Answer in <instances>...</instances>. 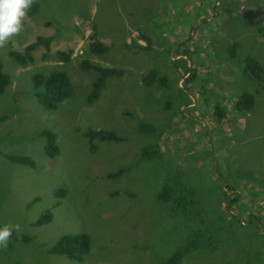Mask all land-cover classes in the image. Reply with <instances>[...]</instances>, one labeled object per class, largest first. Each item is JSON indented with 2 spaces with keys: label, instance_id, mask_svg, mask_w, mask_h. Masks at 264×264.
<instances>
[{
  "label": "rangeland",
  "instance_id": "374dc122",
  "mask_svg": "<svg viewBox=\"0 0 264 264\" xmlns=\"http://www.w3.org/2000/svg\"><path fill=\"white\" fill-rule=\"evenodd\" d=\"M34 4L23 31L0 48L9 80L0 89V227L22 229L0 249V264H163L188 241L179 264H264V92L240 71L245 57L264 69V32H256L264 0ZM92 33L106 48L101 55L87 50ZM37 37H51L48 51L35 48L27 66L7 56ZM67 50L70 61L60 63L55 51ZM81 61L120 72L90 103L95 74ZM53 70L72 91L48 111L31 77ZM149 71L163 82L145 84ZM242 93L254 104L238 112ZM98 130L118 140H93L91 149L85 133ZM42 132L54 136L53 158L44 155ZM153 145L158 153L142 156ZM14 156L33 166L12 163ZM165 185L191 191L188 207L161 203ZM77 234L88 244L80 262L51 252L60 237Z\"/></svg>",
  "mask_w": 264,
  "mask_h": 264
},
{
  "label": "trees",
  "instance_id": "16d2710c",
  "mask_svg": "<svg viewBox=\"0 0 264 264\" xmlns=\"http://www.w3.org/2000/svg\"><path fill=\"white\" fill-rule=\"evenodd\" d=\"M32 9L28 10V15L33 14L36 5H32ZM257 34L262 35L264 27L257 28ZM51 41V37H37L35 41L24 46L21 51H9L7 56L18 66L25 67L33 61L32 51L38 46H42L45 51H48V45ZM87 50L92 55H101L105 50V46L97 40L95 33L90 34L88 37ZM233 49L229 52L232 53ZM54 56L63 64H67L70 61L71 50L67 51H55ZM81 70H91L95 74V78L91 83V88L86 96L87 102L96 100L99 96L106 77L118 76L120 72L111 68H103L87 61H81L79 64ZM241 74L246 79L256 81L262 91L264 92V69L251 57H245L242 60ZM191 74V73H190ZM188 74L186 80L192 77V74ZM163 82L162 78H157L153 71H149L144 77L143 82L147 85H151L154 82ZM9 80L6 75L1 72L0 69V89L8 84ZM31 84L34 97L37 103L45 110L52 111L56 106L66 100L72 91L70 81L66 74L59 70H53L46 75L40 73H34L31 77ZM253 95L249 93L240 94L233 105L235 111H248L253 107L254 99ZM213 117L219 120L223 117V113L219 108L213 109ZM139 130L146 134H152L154 129L149 125H140ZM41 135L45 139L44 155L48 158H53L56 155V147L54 145V136L49 132H42ZM85 137L89 141V147L92 149L93 140L100 142L103 141H117V137L109 131H86ZM158 145H153L152 148H144L142 150V156L151 158L153 154L158 153ZM10 161L14 164L32 167L33 163L26 157L14 156ZM118 175V173L113 176ZM191 191L188 192L185 187L180 186H163V188L157 194L158 200L163 204H169L171 209L175 212L184 210L191 202ZM49 219L48 213H44L40 217V222L44 223ZM197 237V236H196ZM195 239V236L194 238ZM191 241H188L185 247L181 251L175 252L170 258L163 264H179L181 256L188 250V246H191ZM88 251L87 238L84 235H65L59 238L56 244L53 246L51 252L57 255L64 256L72 261L80 262Z\"/></svg>",
  "mask_w": 264,
  "mask_h": 264
},
{
  "label": "clouds",
  "instance_id": "9594fccd",
  "mask_svg": "<svg viewBox=\"0 0 264 264\" xmlns=\"http://www.w3.org/2000/svg\"><path fill=\"white\" fill-rule=\"evenodd\" d=\"M34 0H0V48L23 31V21ZM22 231L20 224L0 227V249L6 250L13 232Z\"/></svg>",
  "mask_w": 264,
  "mask_h": 264
}]
</instances>
